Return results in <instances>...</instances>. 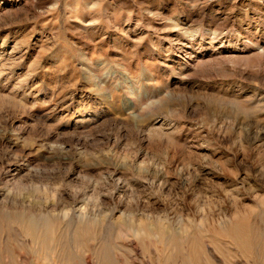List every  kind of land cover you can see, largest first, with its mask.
Masks as SVG:
<instances>
[{"label":"rangeland","instance_id":"374dc122","mask_svg":"<svg viewBox=\"0 0 264 264\" xmlns=\"http://www.w3.org/2000/svg\"><path fill=\"white\" fill-rule=\"evenodd\" d=\"M0 264H264V0H0Z\"/></svg>","mask_w":264,"mask_h":264}]
</instances>
